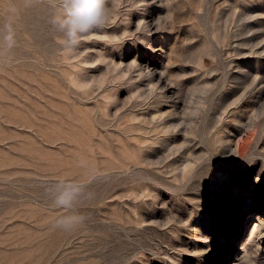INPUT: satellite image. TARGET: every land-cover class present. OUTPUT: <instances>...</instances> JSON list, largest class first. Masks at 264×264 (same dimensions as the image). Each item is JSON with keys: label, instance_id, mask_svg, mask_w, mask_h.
<instances>
[{"label": "rangeland", "instance_id": "1", "mask_svg": "<svg viewBox=\"0 0 264 264\" xmlns=\"http://www.w3.org/2000/svg\"><path fill=\"white\" fill-rule=\"evenodd\" d=\"M1 2L0 264H264V0H105L72 52L52 0Z\"/></svg>", "mask_w": 264, "mask_h": 264}, {"label": "clouds", "instance_id": "2", "mask_svg": "<svg viewBox=\"0 0 264 264\" xmlns=\"http://www.w3.org/2000/svg\"><path fill=\"white\" fill-rule=\"evenodd\" d=\"M58 14L53 17L52 23L63 34L62 47L74 51L80 44L84 34L92 29L101 28L110 21L109 10L105 7V0H52ZM3 42L11 48L15 45V31L11 22L0 28ZM62 190L55 198L58 208H70L74 199L80 194L81 186L75 182H61ZM89 198L91 194L89 193ZM83 216L64 215L54 221V227L70 230L82 223Z\"/></svg>", "mask_w": 264, "mask_h": 264}, {"label": "bare ground", "instance_id": "3", "mask_svg": "<svg viewBox=\"0 0 264 264\" xmlns=\"http://www.w3.org/2000/svg\"><path fill=\"white\" fill-rule=\"evenodd\" d=\"M4 1H6V0H3V2H4ZM0 2H1V0H0ZM7 2H8V1H7ZM7 2H6V3H7ZM6 3H5L6 6L9 5V4H6ZM1 4H2V2H1ZM3 5H4V4H2V5H0V6H3ZM6 6H4V7L6 8ZM4 7H2V9H3ZM9 7H10V5H9ZM9 7L7 6V8H9ZM10 9H11V8H10ZM12 9H14V8L12 7ZM15 9H16V8H15ZM8 10H9V9H8ZM8 10H7V11H8ZM5 11H6V10H5ZM5 11H4V12H5ZM10 11H11V10H10ZM9 13H10V12H9ZM14 13H15V11H14ZM12 14H13V12H12ZM149 14H150V13H149ZM151 24H152V23H151ZM261 53L263 54V52H260V54H261ZM176 105H177V104H176ZM231 153H232V151H231ZM232 154H233V153H232ZM259 207H260V205H259V206H256L255 204H253L251 208H252V210L254 211V209H258ZM262 207H263V206H262ZM260 208H261V207H260ZM260 208H259V209H260ZM245 209H246V208H245ZM261 209H263V208H261ZM256 212H257V213H255V215H253V219H252V223H253V224H252V228H251V231H250L249 235L253 234V233L256 231V230H255V228H256L255 226H256L257 224H258V226L261 228V230L264 232V219H260V222H258L257 224L255 223V225H254V219L256 220V219H259L260 217H262V215H261L262 210H259V211H256ZM263 213H264V211H263ZM240 214H241V211H238V215H240ZM260 215H261V216H260ZM235 222H236L237 228L240 229V228H241V227H240V226H241V223L239 222L238 218L235 219ZM44 227H45V226H44ZM44 227H42V228H44ZM40 228H41V227H40ZM237 228H236V230H237ZM257 228H258V227H257ZM60 229H61V228H60ZM60 229H58V231H60ZM62 230H63V229H62ZM41 231H42V230H41ZM43 231H44V230H43ZM43 231H42V232L39 231V233H40V234H39V233H38V230H37V231H36L37 233L34 231L35 234H34V232H32V234H34V235H41V233H43ZM46 231H47V232H46ZM262 231H261V232H262ZM45 232L48 233V232H49L48 229H46ZM54 232H55V231H54ZM56 232H57V230H56ZM50 233H51V230H50ZM29 234H30V233H29ZM32 234H30V235H32ZM53 234H54V233H52V234H50V235H53ZM58 234H59V233H57V235H58ZM63 234H64V233H63ZM236 234H237V233H236ZM34 235H32L31 237L33 238ZM42 235H45V234L43 233ZM42 235H41V236H42ZM47 235H48V234H47ZM55 235H56V234H55ZM61 235H62V234H61V231H60V236H61ZM25 236L27 237L28 235L26 234ZM25 236H24V238H22V240L24 239V240H23L24 242H26V240H25L26 237H25ZM45 236H46V235H45ZM45 236H44V237H45ZM53 236H54V235H53ZM60 236L58 235L59 238H60ZM20 237H21V236H20ZM28 237H29V236H28ZM28 237H27V238H28ZM31 237H29V238H31ZM34 238H35V236H34ZM37 238H38V237L36 236V239H37ZM39 238H40V237H39ZM45 238L48 239L47 242H43V240H42V242L45 243V244H46V243L48 244V241H50V240H49L50 236H49V238H47V237H45ZM56 238H57V236H56ZM62 238H63V237L61 236V239H62ZM17 239H18V238H17ZM43 239H44V238H43ZM46 239H44V241H45ZM51 239H53V238H51ZM5 240H6V239H5ZM18 240L20 241V239H18ZM27 240H28V239H27ZM34 240H35V239H34ZM37 240L40 241V239H37ZM53 240H54V239H53ZM53 240H52V241H53ZM57 240H59V239L57 238ZM57 240H54L56 243H55V242H53V243H55V244L58 243V244H59L60 242H59V241L57 242ZM0 241H2V240H0ZM6 241H7V240H6ZM13 241H14V240H13ZM32 241H33V240H31V242H32ZM35 241H36V240H35ZM39 241H38V244H39ZM52 241H50L51 244H49V246L52 245ZM60 241H61V240H60ZM21 242H22V241H20V243H21ZM24 242H22L21 245H19V246H22V245L24 244ZM15 243H16V242H15ZM28 243H29V242H26V244H28ZM33 243H34V242H33ZM40 243H41V241H40ZM0 244L2 245L1 242H0ZM6 244H7V243H6ZM9 244H10V243H9ZM9 244H8V246L11 245L12 247L14 246L16 250L18 249V248H17L18 245H12L13 243L10 244V245H9ZM17 244H18V242H17ZM26 244H24V246H25ZM38 244H35V249H38V248H36V246L38 247ZM45 244H43V245L39 244V245H40L39 247L41 248V246L43 247ZM58 244H57V246H56L57 248H56V247L54 248V249H56L55 251H57V249H61V248L58 247ZM61 244H62V243H61ZM3 245H4V243H3ZM3 245H2V246H3ZM32 245H33V244H32ZM62 245H63V244H62ZM11 246H10L9 248H11ZM26 246H27V245H26ZM29 246H30V245H28L27 249L30 251V249H32V248L29 247ZM46 246H47V245H46ZM46 246H45V247H46ZM49 246H48V248H49ZM54 246H55V245L53 244V247H54ZM4 247H6V246H4ZM4 247H2V249H3ZM33 247H34V246H33ZM45 247H44V248H45ZM61 247H62V246H61ZM20 248H21V247H20ZM25 248H26V247H25ZM29 248H30V249H29ZM40 248H39V249H40ZM44 248H43V249H44ZM4 249H5V248H4ZM4 249H3V250H4ZM11 249L14 251L13 248H11ZM22 249H23V251H24V247H23ZM27 249H26V250H27ZM33 249H34V248H33ZM33 249H32V250H33ZM50 249H52V248L50 247ZM18 250H19V249H18ZM28 250H27V251H28ZM32 250H31V251H32ZM48 250H49V249H48ZM48 250H40V252H41V251H43V252L45 251V252H46V251H48ZM52 250H53V249H52ZM0 251H2V250L0 249ZM7 251H8V250H7ZM20 251L22 252V250H20ZM31 251H30V253H31ZM37 251H38V250H37ZM55 251H54V252H55ZM14 252H15V251H14ZM14 252H13V253H14ZM16 252H17V251H16ZM24 252H26V251H24ZM24 252H23V253H24ZM34 252H35V254H33V257H34V255L36 256V254H37L36 251H34ZM43 252H42V253H43ZM48 252L51 253L52 251L50 250V251H48ZM48 252H46V253L48 254ZM57 252H58V251H57ZM59 252H60V251H59ZM13 253H12V252L9 253L8 256H9L10 254H12V256H14ZM19 253H20V252H19ZM19 253L17 252L16 254H19ZM26 253H27V252H26ZM38 253H39V252H38ZM61 253H63V252H61ZM2 254H3V255H6V254H4V252L1 253V256H2V257H3ZM20 254H21V253H20ZM43 254H44V253H43ZM47 254H46V255H47ZM54 254L56 255V252L53 253V255H54ZM59 254H60V253H59ZM21 255H22V254H21ZM21 255H19V256L21 257ZM26 255H27V254H26ZM28 255L30 256L29 253H28ZM28 255H27V256H28ZM44 255H45V254H44ZM44 255H43V258H41L42 255L40 256V258H41V259H44V257H45ZM49 255H50V254H49ZM49 255H48V256H49ZM57 255H58V254H57ZM12 256H9V257H11V258H9V259H12V258H13ZM29 256H28V258H29ZM48 256H47L46 259L50 258V257H48ZM62 256H63V255H62ZM5 257H7V255H6ZM15 257H16V256H15ZM15 257H14V258H15ZM17 257H18V256H17ZM30 257H32V256H30ZM51 257H52V255H51ZM0 258H1V257H0ZM53 258H54V256H53ZM6 259L8 260V257L5 258V261H6ZM21 259H22V257H21ZM23 259L26 260V258L24 257V255H23ZM30 259H31V258H30ZM32 259H33V258H32ZM32 259H31V260H32ZM36 259H37V261H35V262H33V263H36V262H40V261H41V260H39L37 257H36ZM46 259H45V261H46ZM54 259H56V258H54ZM54 259H53V260H54ZM57 259H59V257H58ZM60 259H61V258H60ZM60 259H59V260H60ZM3 260H4V259H3ZM3 260H0V261L2 262ZM15 260H16V259H15ZM17 260H19V259H17ZM34 260H35V259H34ZM38 260H39V261H38ZM49 260H50V259H49ZM5 261H4V262H5ZM9 261H11V260H9ZM20 261H21V260H20ZM27 261H28V263H29V259H28ZM32 261H33V260H32ZM50 261H52V258H51ZM60 261H61V260H60ZM60 261H59V262H60ZM4 262H3V264H4ZM22 262H24V261L22 260ZM41 262H42V261H41ZM7 263H8V262H7ZM10 263L12 264V262H10ZM43 263H44V264H47L48 261L43 262ZM43 263H41V264H43ZM57 263H58V262H57ZM57 263H54V262H53V264H57ZM62 263H63V262H62ZM1 264H2V263H1ZM5 264H6V262H5ZM8 264H9V263H8ZM25 264H27L26 261H25ZM30 264H32V263L30 262ZM58 264H60V263H58Z\"/></svg>", "mask_w": 264, "mask_h": 264}]
</instances>
